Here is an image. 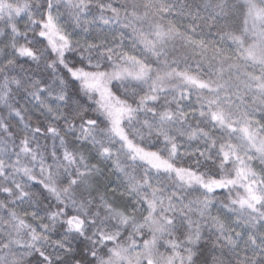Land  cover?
<instances>
[{"label":"clouds","instance_id":"9594fccd","mask_svg":"<svg viewBox=\"0 0 264 264\" xmlns=\"http://www.w3.org/2000/svg\"><path fill=\"white\" fill-rule=\"evenodd\" d=\"M252 2L255 20L249 0H0V264H264V101L244 86L264 79L248 56L264 54V0ZM154 24L206 42L176 41L173 67L210 90L161 80L170 69L137 40ZM129 55L146 78L116 75ZM74 72L104 73L105 97ZM249 189L262 199L242 204Z\"/></svg>","mask_w":264,"mask_h":264},{"label":"snow or ice","instance_id":"6c2138e0","mask_svg":"<svg viewBox=\"0 0 264 264\" xmlns=\"http://www.w3.org/2000/svg\"><path fill=\"white\" fill-rule=\"evenodd\" d=\"M167 11L165 7L163 9ZM113 12L116 9H112ZM249 14L255 20L261 16V10L256 7V5L249 0ZM102 19H104L102 17ZM106 23H110V20H105ZM49 26L55 30V24L52 21V18L49 17ZM43 35V33H42ZM137 40L139 41V45L144 49L145 52L150 53L153 57L156 58V61L165 65L168 69L161 77V80L168 78H176L181 79L186 82V84L196 87L198 89H208L212 88L211 83L208 80L201 78L196 71H193L189 68L181 69L179 67H173L174 65H178L181 62V54L176 51L175 42L180 41L183 44H187L188 48L195 49L196 47L205 48L206 42L203 39H196L192 35L179 33L175 28L171 25L162 26L159 24H154L151 26V33L148 36L145 35H137ZM26 51V50H25ZM215 51V50H214ZM217 55L222 53L217 52ZM248 56L254 62H260L264 64V54L257 55V53L249 50ZM128 66H124L121 68L116 75L126 77L129 79L141 80L147 77V65L141 61V59L134 55L128 56ZM170 62V63H169ZM186 63V61H184ZM231 67L229 66L225 69L223 63H220V67L218 69L221 77L225 70L231 71ZM74 75L83 77V87L89 90L98 91L102 98L108 92L106 82L104 80V73H89V72H74ZM244 86L250 90H252L257 98L264 101V79L260 77H256L254 79H249L244 81ZM157 96H149L145 97L148 102H153L157 99ZM129 112V109L123 107H117L114 113L115 124L117 125L116 131L123 134L122 129L119 128V122L123 118V116ZM211 117L214 120H218L221 122L225 121L224 114L221 111H212ZM242 131L251 136V128L248 125H245L242 128ZM128 145L130 148H135L136 153L144 158H147L154 164L156 167H172L166 160H163L159 157L158 153L154 151L145 150L144 148L135 145L131 140L128 141ZM253 147H256L253 145ZM224 155L229 156V152L225 150ZM180 171V170H178ZM241 172H244L245 169L241 168ZM223 184L222 181L213 180L210 182L207 187L213 186H221ZM262 199V197L256 193L255 191L249 189V198L246 200H242V204H251L252 201H258Z\"/></svg>","mask_w":264,"mask_h":264}]
</instances>
